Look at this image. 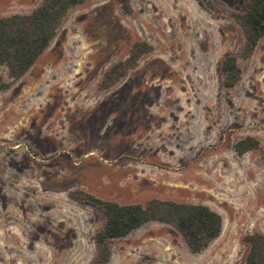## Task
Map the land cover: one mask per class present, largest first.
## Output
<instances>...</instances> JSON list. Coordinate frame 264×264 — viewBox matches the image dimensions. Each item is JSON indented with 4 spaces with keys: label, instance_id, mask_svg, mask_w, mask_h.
<instances>
[{
    "label": "rangeland",
    "instance_id": "obj_1",
    "mask_svg": "<svg viewBox=\"0 0 264 264\" xmlns=\"http://www.w3.org/2000/svg\"><path fill=\"white\" fill-rule=\"evenodd\" d=\"M116 0L73 7L32 68L0 88V264H89L105 215L82 188L120 203H202L221 235L192 253L172 225L151 221L110 240L109 264H245L244 237L264 233V38L225 87L221 63L245 36L229 15L248 0ZM42 0H0V17ZM154 49L116 85L107 70L135 42ZM10 82L8 68H0ZM254 136L260 148L236 143Z\"/></svg>",
    "mask_w": 264,
    "mask_h": 264
},
{
    "label": "trees",
    "instance_id": "obj_2",
    "mask_svg": "<svg viewBox=\"0 0 264 264\" xmlns=\"http://www.w3.org/2000/svg\"><path fill=\"white\" fill-rule=\"evenodd\" d=\"M87 0H42L29 13H13L0 17V68H8L10 82L2 81L5 89L21 79L50 47L69 11ZM124 13L131 14V0H116ZM206 5L218 10L211 0ZM229 15L240 25L245 46L240 55L228 54L221 63L223 84L235 86L242 78L240 58H249L264 38V0H248L246 10L232 11ZM147 41L135 42L127 58L114 63L105 73L100 87L109 89L135 68L142 56L151 52ZM254 136L239 140L235 147L239 153L260 148ZM74 199L98 208L105 215V224L96 234L97 255L89 264H109L112 258L110 240L125 237L151 221L174 226L183 236L189 250L198 254L206 250L222 233L224 219L221 213L202 203L180 202L151 198L147 202L120 203L104 199L82 188L72 191ZM249 243L245 264H264V233L255 231L244 237Z\"/></svg>",
    "mask_w": 264,
    "mask_h": 264
}]
</instances>
